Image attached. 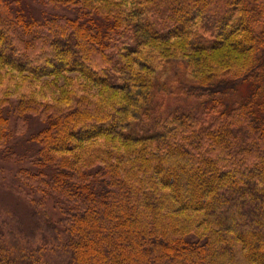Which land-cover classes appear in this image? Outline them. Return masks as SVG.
Wrapping results in <instances>:
<instances>
[{
    "label": "trees",
    "instance_id": "trees-1",
    "mask_svg": "<svg viewBox=\"0 0 264 264\" xmlns=\"http://www.w3.org/2000/svg\"><path fill=\"white\" fill-rule=\"evenodd\" d=\"M0 152V264H264V0H0Z\"/></svg>",
    "mask_w": 264,
    "mask_h": 264
},
{
    "label": "rangeland",
    "instance_id": "rangeland-1",
    "mask_svg": "<svg viewBox=\"0 0 264 264\" xmlns=\"http://www.w3.org/2000/svg\"><path fill=\"white\" fill-rule=\"evenodd\" d=\"M26 5H31L30 2L26 1ZM172 69L169 68L167 71L169 78L167 80L174 79L175 72H172ZM171 73V74H170ZM170 74V75H169ZM242 96H244L248 89H242ZM241 94L240 91H237L234 94H229L227 99L231 100L237 98ZM179 104V103H178ZM135 121L131 126L135 128L136 131H142L143 134H149L151 129H149L150 123ZM38 125H33L30 128V131L25 134V139L30 137L29 135L36 130H38ZM21 139V140H20ZM22 141V136L16 137L14 141ZM28 165L27 161L20 162L16 160H11L4 158L0 152V221H6L9 223L7 225L10 228V223L12 226H19L24 231V235L27 237L30 236L33 240H36L42 236V234H49V227L47 226V218H52L55 221L58 220L59 211L55 208V205L52 201H48L46 207H39V212L37 215L33 214L31 209L28 207V204H25V200L20 194L19 183L15 179V174L21 166ZM25 202V203H24ZM18 221V222H17ZM17 223V224H16ZM4 224V223H3ZM16 231V227L14 228ZM17 234V233H16ZM19 235V234H18ZM94 249L98 250V247L92 246ZM135 253V252H134ZM129 258H133L129 256Z\"/></svg>",
    "mask_w": 264,
    "mask_h": 264
}]
</instances>
